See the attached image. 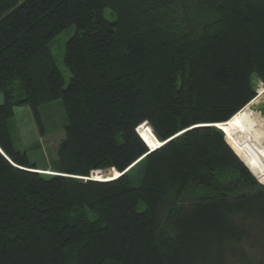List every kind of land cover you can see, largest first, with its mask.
<instances>
[{"label": "trees", "instance_id": "16d2710c", "mask_svg": "<svg viewBox=\"0 0 264 264\" xmlns=\"http://www.w3.org/2000/svg\"><path fill=\"white\" fill-rule=\"evenodd\" d=\"M71 25L65 84L49 43ZM254 77L264 84V0H0V264H264L250 233L264 181L219 128L242 129L232 117ZM53 101L65 135L44 174L9 120L26 106L43 134ZM110 169L122 174L90 178Z\"/></svg>", "mask_w": 264, "mask_h": 264}, {"label": "rangeland", "instance_id": "374dc122", "mask_svg": "<svg viewBox=\"0 0 264 264\" xmlns=\"http://www.w3.org/2000/svg\"><path fill=\"white\" fill-rule=\"evenodd\" d=\"M105 16L112 20L113 16L109 9L104 11ZM75 32V26L71 25L56 37H54L49 43V49L52 53L53 60L58 69L63 75L65 84L69 81V71L64 63V50L66 41ZM254 86L257 96V88L263 84L256 77L253 78ZM12 87L15 88L16 97H22L23 91L21 89L20 81L15 79L12 82ZM2 102V95L0 94V103ZM251 108L255 111L264 114V95L258 98L255 104H252ZM41 118L43 121V134L39 133L36 124L34 123L32 114L28 107L20 106L16 107L14 116L9 120V128L13 138L14 145L17 149L26 151L30 162L34 163L38 168V172L44 174H52L57 166V148L59 142L64 138V126L66 124V117L63 106L60 101H53L40 108ZM236 121V120H235ZM237 123V122H236ZM229 140L240 150L244 157L250 162L253 168L257 171L259 176L264 181V162L260 158V149L252 140V138L236 124L230 126L224 125V129L220 127ZM242 128V127H241ZM138 133V132H137ZM139 134V133H138ZM234 152V151H233ZM247 155V156H246ZM237 156V155H236ZM238 157V156H237ZM239 158V157H238ZM250 160H249V159ZM240 160V159H239ZM241 161V160H240ZM242 162V161H241ZM243 163V162H242ZM101 177H110L115 175L113 170L100 171ZM91 176V179H97L96 176ZM134 177V185L139 184V178L136 177V171L130 173ZM235 173L224 171L219 175V182L222 185H226L229 182L235 180ZM254 177V176H253ZM257 180L256 177H254ZM89 179V178H87ZM264 186L263 183L259 182ZM247 191V190H245ZM251 191V190H249ZM199 193V190L190 191V195ZM188 195L186 198L190 199ZM140 204V209L143 207ZM89 218L92 219L91 215ZM235 220L245 228H249L247 222H245L239 215H235ZM251 244L255 251L258 252L260 259L264 260V227L255 228L250 230ZM111 264V263H110Z\"/></svg>", "mask_w": 264, "mask_h": 264}, {"label": "bare ground", "instance_id": "6f19581e", "mask_svg": "<svg viewBox=\"0 0 264 264\" xmlns=\"http://www.w3.org/2000/svg\"><path fill=\"white\" fill-rule=\"evenodd\" d=\"M263 95L264 84H261L257 88V96H255L242 109L236 112L232 118L239 123L242 129L252 138V140L258 146V148L260 149V158L264 162V114H261L260 112L255 111L251 108L252 104H255L258 101V98ZM137 131L143 141H145V143H147L150 147H158L162 144L160 141H158V139H156L148 123L140 124L137 128ZM112 170L115 175L119 174L115 169ZM96 178L105 179L104 176L101 177L98 175L96 176ZM106 179H110V177H106Z\"/></svg>", "mask_w": 264, "mask_h": 264}, {"label": "water", "instance_id": "95a60500", "mask_svg": "<svg viewBox=\"0 0 264 264\" xmlns=\"http://www.w3.org/2000/svg\"><path fill=\"white\" fill-rule=\"evenodd\" d=\"M144 123H147V122H144ZM143 124V123H142ZM220 128V127H219ZM221 129V128H220ZM222 130V129H221ZM136 131H137V129H136ZM138 132V131H137ZM145 142V141H144ZM146 145H147V147L149 148V151H152V150H154L156 147L154 146L153 148L152 147H150L147 143H145ZM36 172H38V171H36ZM126 172V171H125ZM119 173V172H118ZM124 173V172H123ZM96 174H100V175H102V173L100 172V171H93V172H91V176L93 177V176H95ZM122 173H119V174H117V175H112V178H110V179H94V180H101V181H106V180H111V179H114V178H116V177H118V176H120Z\"/></svg>", "mask_w": 264, "mask_h": 264}]
</instances>
